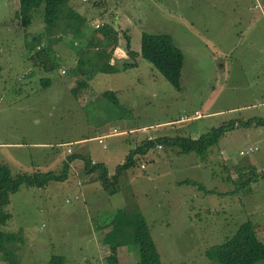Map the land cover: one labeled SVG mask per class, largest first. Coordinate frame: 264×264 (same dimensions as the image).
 Here are the masks:
<instances>
[{
	"label": "rangeland",
	"instance_id": "374dc122",
	"mask_svg": "<svg viewBox=\"0 0 264 264\" xmlns=\"http://www.w3.org/2000/svg\"><path fill=\"white\" fill-rule=\"evenodd\" d=\"M43 7L33 8L30 23L22 25L18 0H0V164L12 173L58 171L70 154L77 164L64 181L22 184L9 195L11 217L0 228H21L19 259L30 254L21 264H38L51 253L65 255L67 264H110L109 248L120 264H133L138 253L131 245H107L103 235L96 248V226L110 229L120 209L145 218L162 264H219L206 249L247 219L264 242V124L226 129L203 156L170 144L151 147L121 174L112 194L99 180L81 182L88 176L78 157L104 161L112 172L145 135L197 137L230 119L264 116V0H67L49 27ZM114 29L117 44L104 43L102 37L116 39ZM143 31L169 33L181 49L179 89L137 54ZM34 36L40 42L34 44ZM94 36L105 58L101 70L90 72L59 50L61 43L88 48L79 56L92 64L93 49L86 46ZM41 42L50 54H61L60 68L33 66ZM105 89L115 91L119 105L100 96ZM93 94L92 100L100 97L93 102L106 103L90 112L83 103ZM137 126L100 141H74ZM250 165L259 175L247 183L238 172ZM0 264L8 263L0 258Z\"/></svg>",
	"mask_w": 264,
	"mask_h": 264
},
{
	"label": "trees",
	"instance_id": "16d2710c",
	"mask_svg": "<svg viewBox=\"0 0 264 264\" xmlns=\"http://www.w3.org/2000/svg\"><path fill=\"white\" fill-rule=\"evenodd\" d=\"M67 0H18L19 12L18 16L22 25H27L31 21V10L38 7L41 3L43 7V21L49 27L55 25L57 20H60L61 6ZM68 24V23H67ZM69 25V24H68ZM99 26V25H98ZM70 27V25H69ZM103 27V25H102ZM101 28V27H100ZM107 28V27H106ZM115 32L116 39H107L103 41L110 44H117L118 31ZM107 34V33H106ZM91 39L86 47H92L90 55L92 56V64H88L86 60L80 58L79 66L88 65L90 72H95L105 68L103 63L105 58L100 45ZM34 44L40 42V36H34ZM93 40V41H92ZM101 37L99 38V41ZM43 43L41 42V45ZM51 47H39L33 51L32 62L34 67H39L46 70H53L59 67L54 54H50ZM85 52L87 51L84 48ZM134 52L130 48L129 38L126 41V53L131 56ZM142 58L148 60L152 67L157 69L166 80L176 89L180 88L181 69L183 64V53L181 49L173 43L169 33H150L143 31L141 33L140 49L137 52ZM76 67L74 66L73 69ZM47 79V78H46ZM48 80V79H47ZM79 80V79H77ZM45 82V80H44ZM49 82V81H48ZM86 81L85 84L86 85ZM80 85H82L80 83ZM79 84L77 89L79 88ZM76 86L72 88L75 94ZM101 97H106L116 105L119 101L116 98L115 91L105 89L100 92ZM260 125L264 124V116L249 117L247 120L237 121L230 119L227 123L219 124L213 129L201 133L197 137L184 135H157L154 140L147 138L140 140L133 148H130L125 154L124 160L115 165L114 170L110 172L106 164L102 161H94L90 157L79 155L84 162V169L87 173L96 172L94 179L99 180L102 187L108 194L116 192L119 188L118 182L121 174L137 163L139 156L144 155L149 148L156 146L157 143L170 144L178 147L181 151H195L200 156L206 152L207 148L215 143L226 131L236 125ZM76 154L67 155L63 160L62 168L58 171H34L31 173L17 172L12 173L10 167L5 164H0V224H4L10 217L11 213L6 210V205L9 203V195L25 184L28 186H45L50 181H64L69 175L70 162L75 158ZM141 166V165H140ZM238 175L248 183L258 178L259 172L255 167L250 165L239 166ZM112 227L106 230L104 234V242L109 245H128L136 248L138 258L133 264H162L160 254L156 244L150 233L147 221L141 215H131L125 210L116 211L112 220ZM109 223V224H110ZM105 226H108L107 224ZM257 226L254 221L247 219L241 222L231 236L224 241L211 245L206 249V255L216 260L219 264H256L264 262V242L259 238ZM21 228L16 230H5L0 228V258L8 262V264H19L20 259L18 250L23 245L24 235ZM108 262L117 264V256L113 253L108 254ZM65 257L62 254L52 253L46 264H64Z\"/></svg>",
	"mask_w": 264,
	"mask_h": 264
},
{
	"label": "crops",
	"instance_id": "0c3cea01",
	"mask_svg": "<svg viewBox=\"0 0 264 264\" xmlns=\"http://www.w3.org/2000/svg\"><path fill=\"white\" fill-rule=\"evenodd\" d=\"M59 48H61V49H59L60 50V52L61 53H65L66 54V56H72V55H75V61L77 62L78 61V59H80V58H82V57H80L79 55V52L81 51V52H84L85 51V49H81V50H76L74 47H71V46H68V45H64V43H61L60 45H59ZM63 49V50H62ZM91 53V52H90ZM61 54H59L58 56H60ZM67 58H69V57H67ZM73 58V57H72ZM82 59H84V58H82ZM86 62H87V60H86ZM87 63H90V62H87ZM58 68H60V67H58ZM77 79H79V78H77ZM49 80H47V82H48ZM70 81H72V80H70ZM72 84H73V81H72ZM74 86H75V84H73ZM89 84H86L85 86H84V88H87V87H89L88 86ZM73 88V87H72ZM71 88V89H72ZM83 88V87H82ZM92 96H94V94L93 95H91V96H89L88 98L86 97V95L83 97V100L84 99H88V102H85V103H83L84 104V106H88L87 108H88V111H90V112H92L94 109H100L99 107H98V103H106V102H102V101H100V102H93L94 100H98V98H100V97H98L97 99H93L92 100ZM90 97H92V98H90ZM102 98H104V97H102ZM120 103V102H119ZM115 104V103H114ZM169 122L170 121H164V122H161V124H164V125H168L169 124ZM168 123V124H167ZM140 126H137V127H129L128 129H126V128H118V129H115V128H113V129H107V130H105V133H98V132H96L94 135H91V136H86V137H80V138H75L74 139V141H77V142H85V140L87 139H90V138H98V137H103L104 135H110V134H114V133H118V134H125L126 133V131H127V133H130V131L131 130H133V129H136L137 130V128H139ZM141 127L143 128V127H146V125H141ZM110 130V131H109ZM142 130H144V129H142ZM149 135V134H148ZM156 136V135H155ZM147 137V135H145V137L143 138V139H145ZM99 140V139H98ZM71 140H69L68 142H70ZM68 142H64L63 144H65L66 145V143H68ZM45 144L46 145V143L47 142H35V144ZM71 143V142H70ZM4 144H9V145H11V143L10 142H4ZM51 143H49L48 145H50ZM134 146H132V147H129V148H133ZM68 148V147H67ZM66 148V152L68 151V149ZM92 160H94V161H99V160H97V159H95V158H93V157H90ZM102 162H104V161H102ZM74 163H75V165L77 164V162H75V160L74 159H72L71 160V162H70V169H69V174L71 173V171L73 170L74 172H75V167H74ZM141 164V163H140ZM143 164V163H142ZM141 167V166H140ZM143 167H145V166H143ZM142 167V168H143ZM85 172H86V170H85ZM95 174H96V172L94 173V172H92V173H87L86 172V175L88 176L87 178H82V177H80V178H82L83 180L81 181L82 183L83 182H87V181H90L91 179H93V180H96V179H94V176H95ZM94 175V176H93ZM68 178V177H67ZM66 178V179H67ZM65 179V180H66ZM81 197L83 198V195H81ZM71 209H73V208H71ZM75 211V210H74ZM105 224V223H104ZM100 225V224H98L97 226H96V230H100L101 232L99 233V234H97V235H99V237H97L98 239L96 240V248H99L100 246H101V238L103 237V235L105 234V232H106V230H107V226H105V225ZM102 229V230H101ZM104 238V237H103ZM108 245V244H107ZM113 247V246H112ZM108 249V248H107ZM109 250H110V253H113V254H115L116 256H117V253H116V251L114 250V252H112L111 251V249L109 248ZM108 253H109V251H107ZM52 254V253H51ZM51 254H48V255H46L44 258H42L41 259V261L38 263V264H46L47 263V260H48V258H49V256L51 255ZM58 254H60V253H58ZM29 253H27V254H23L22 255V258H20V259H24V260H27V258L29 257ZM63 255V254H62ZM24 256V257H23ZM64 257H65V255H64ZM66 259V258H65ZM117 262H118V264H120L119 263V258L117 257ZM6 263H8V262H6ZM24 263V262H23ZM19 264H21V262L19 263ZM25 264V263H24ZM64 264H67L66 263V261H65V263Z\"/></svg>",
	"mask_w": 264,
	"mask_h": 264
},
{
	"label": "built area",
	"instance_id": "2783aa9c",
	"mask_svg": "<svg viewBox=\"0 0 264 264\" xmlns=\"http://www.w3.org/2000/svg\"><path fill=\"white\" fill-rule=\"evenodd\" d=\"M40 46H41V44H39ZM39 45H37V47L39 46ZM39 46V47H40ZM38 47V48H39ZM197 113L195 114V115H193V116H191V118L192 117H197V116H199L200 114H198V111H196ZM184 117H182V119H183ZM142 129H147V127H143ZM148 140H154L155 139V135H152V134H149V135H147V137H146ZM98 139H99V141L101 140V137H98ZM156 147H158V148H161L162 147V144L161 143H157L156 144ZM68 149V151H70L71 150V148L70 147H68L67 148ZM251 150V148H249V149H247V150H245V151H240V153L241 154H243L244 152H248V151H250ZM141 165V167H143L144 166V164H140ZM74 197L75 198H78L79 196L77 195V194H75L74 195ZM69 200V198L68 197H66V201H68ZM91 264H95L94 262H92Z\"/></svg>",
	"mask_w": 264,
	"mask_h": 264
}]
</instances>
